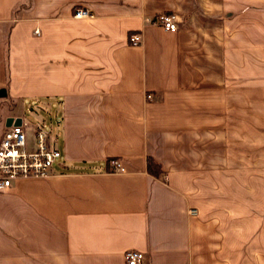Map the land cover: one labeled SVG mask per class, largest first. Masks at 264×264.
<instances>
[{
  "label": "crops",
  "instance_id": "1",
  "mask_svg": "<svg viewBox=\"0 0 264 264\" xmlns=\"http://www.w3.org/2000/svg\"><path fill=\"white\" fill-rule=\"evenodd\" d=\"M0 89L60 153L0 190V264H264V0H0Z\"/></svg>",
  "mask_w": 264,
  "mask_h": 264
},
{
  "label": "built area",
  "instance_id": "2",
  "mask_svg": "<svg viewBox=\"0 0 264 264\" xmlns=\"http://www.w3.org/2000/svg\"><path fill=\"white\" fill-rule=\"evenodd\" d=\"M73 18H92V12L84 7H76L72 11ZM145 21H151L146 18ZM155 22L165 31L173 32L176 29V18L172 13H161ZM130 45L140 43V34L130 33L127 36ZM149 98V95H146ZM59 151L51 145L48 131L44 124L36 126L33 136V147L26 148L22 126L10 125L6 127L0 138V190H4L19 178L46 177L51 174L53 163L59 158ZM111 171H123V167L116 159L109 160ZM195 214L194 209L188 210ZM125 264H140L144 259L142 252L128 249L124 251Z\"/></svg>",
  "mask_w": 264,
  "mask_h": 264
},
{
  "label": "rangeland",
  "instance_id": "3",
  "mask_svg": "<svg viewBox=\"0 0 264 264\" xmlns=\"http://www.w3.org/2000/svg\"><path fill=\"white\" fill-rule=\"evenodd\" d=\"M38 107L34 106L33 108H30L28 105H26V108L24 109V113L22 115V119H23V132H24V136H25V144H26V148L30 149L32 148V140H33V129L32 127L29 125L31 123H34L35 125H37V121L38 124L40 123H44L45 124V130L48 131V128L50 126H53V119L52 122H50L49 119V108L45 109H37ZM32 109V111L30 110ZM27 124V125H26Z\"/></svg>",
  "mask_w": 264,
  "mask_h": 264
},
{
  "label": "trees",
  "instance_id": "4",
  "mask_svg": "<svg viewBox=\"0 0 264 264\" xmlns=\"http://www.w3.org/2000/svg\"><path fill=\"white\" fill-rule=\"evenodd\" d=\"M146 169L150 174L159 175L161 170L158 167V164L152 162L151 160H146Z\"/></svg>",
  "mask_w": 264,
  "mask_h": 264
},
{
  "label": "water",
  "instance_id": "5",
  "mask_svg": "<svg viewBox=\"0 0 264 264\" xmlns=\"http://www.w3.org/2000/svg\"><path fill=\"white\" fill-rule=\"evenodd\" d=\"M1 96H4V90L3 89H0V97ZM20 124V121H19V119H15V120H13V122H12V125H19Z\"/></svg>",
  "mask_w": 264,
  "mask_h": 264
}]
</instances>
